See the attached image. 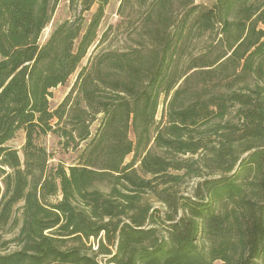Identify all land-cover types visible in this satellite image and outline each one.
<instances>
[{
    "label": "trees",
    "instance_id": "trees-1",
    "mask_svg": "<svg viewBox=\"0 0 264 264\" xmlns=\"http://www.w3.org/2000/svg\"><path fill=\"white\" fill-rule=\"evenodd\" d=\"M69 1L41 44L60 0H0V264H264V0H151L83 67L111 0Z\"/></svg>",
    "mask_w": 264,
    "mask_h": 264
},
{
    "label": "rangeland",
    "instance_id": "rangeland-1",
    "mask_svg": "<svg viewBox=\"0 0 264 264\" xmlns=\"http://www.w3.org/2000/svg\"><path fill=\"white\" fill-rule=\"evenodd\" d=\"M123 0H111L107 5L105 10V15L103 20L99 26L98 30V38L101 39L103 34L106 31H109V34L106 40L98 46L97 42L89 51L87 57L84 59L82 65L80 67L86 66L92 60L93 56L101 53L102 51H110L112 49H124L127 47H131L137 45L136 43L142 41V38H138L139 36L134 32L139 27L140 18L142 13L148 7V4L151 0H132L129 7L125 10V15L122 16L120 14V6ZM216 0H195L196 4H203L206 6H212ZM97 6L95 5L91 11L86 12L84 14L85 24H88L93 14L96 12ZM78 10H72L70 8L69 0H60L56 10L53 13L52 20L48 27L43 31L40 43L44 44L50 37L52 31L61 23L74 19L75 15L79 13ZM178 11L174 13L176 16ZM110 28H112V32L110 33ZM138 36V37H137ZM200 49V48H199ZM76 80V75L72 77L69 83L65 85H61L53 90V98L51 99V107L55 109L67 96L70 92L71 88L74 85ZM166 107V99L163 96L161 99V105L159 107V111L157 114V121L160 122L162 120V116ZM99 116L98 120L95 121L91 126V133L93 138L98 131L101 118ZM131 138L134 139V136L131 135ZM25 143V134L24 132H20L17 137L10 143L12 147L17 148L18 150H22V147ZM40 143L47 147V149L54 155V160L52 163H58L59 161L65 163L67 166L76 163L77 158L81 150L84 149L87 142H83L77 150L72 149H63L61 143V138L57 137L54 134H50L44 136L40 139ZM22 154V152H21ZM132 156H129L126 162H130ZM193 186V182H190L187 186V191L191 190ZM10 235H5V240L10 239ZM15 247L12 245L9 250H13ZM8 250V251H9Z\"/></svg>",
    "mask_w": 264,
    "mask_h": 264
}]
</instances>
